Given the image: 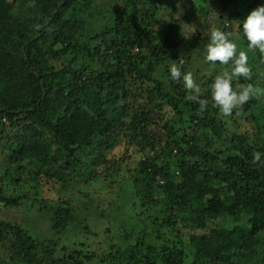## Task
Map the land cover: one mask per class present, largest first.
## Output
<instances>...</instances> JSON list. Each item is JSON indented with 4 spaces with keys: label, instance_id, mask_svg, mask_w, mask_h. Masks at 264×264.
I'll list each match as a JSON object with an SVG mask.
<instances>
[{
    "label": "trees",
    "instance_id": "16d2710c",
    "mask_svg": "<svg viewBox=\"0 0 264 264\" xmlns=\"http://www.w3.org/2000/svg\"><path fill=\"white\" fill-rule=\"evenodd\" d=\"M158 1L124 0L110 13V23L102 34L90 35L87 33L90 17L97 9L94 0H0V119L7 118L12 124L19 120L13 136L7 139L11 141L4 144L7 147L17 142L8 168L24 169L18 158L32 156V152L27 153L32 143H38L47 154L49 142L45 136L58 151L68 153L65 161L77 149L90 145L97 155L103 154L112 144L110 139L123 131L128 140L142 148L148 147L156 156H161L164 149L176 148L175 170L167 169L153 158L141 161L138 173L142 182L150 184L156 178H165V184L161 185L168 197L167 200L164 196L165 206L171 208V201H175L185 208L188 214L185 223L191 222L201 229L208 223L221 221L220 224L202 234L190 253L177 244L171 247L163 244L157 249L147 241L149 234L144 233L124 255L111 253L104 262L113 259L111 264H121L115 259L123 257L126 264H185L188 254L192 264H264V163L252 162L257 152L264 160V138L259 137L263 138L261 146L250 144L248 134L231 131L226 121L228 118L239 124L240 118L251 117L252 129L263 134L264 123L253 110L264 103V94L243 105V111L249 115L232 113L222 117L210 100L203 111L196 102L187 105L181 84L170 78V66L166 64L167 49L181 44L184 31L172 13L168 20L154 18L160 14ZM201 3H198L200 7L196 3L191 5L197 16L212 14L225 24L237 22L239 42L255 57L254 61L260 63L264 59L262 51L248 48L242 31L244 19L259 5V0H201ZM101 15L106 17L105 12H96L95 17ZM85 32L88 41L73 51L69 57L71 63L77 61L78 65L85 56L96 59L97 41L105 37L112 41L107 42L110 49L104 48L106 55L99 53L101 59H97L100 65L106 62L101 76L90 81L78 77L76 81L67 65L60 69L52 67L54 59L64 56V51L53 46L61 41L72 48ZM134 48L138 51L132 53ZM83 65V70H88ZM185 70L181 68L182 73ZM256 77L251 71L249 79L255 81ZM96 81L106 89L91 88L90 84ZM258 87L264 89V82L260 81ZM117 109L120 114H116ZM201 131L209 132L198 137ZM95 140L98 141L93 144ZM16 162L17 166L10 167ZM159 180L164 183V179ZM20 201L0 190V211L20 205ZM188 201L190 209H187ZM51 220L56 235L76 222L66 207L54 209ZM29 237L19 224L0 220V243L6 245L8 252L15 249L20 254L16 243L19 240L25 243L24 250L31 248L24 251L30 258L27 264L33 263L31 259L37 248V244L28 242ZM17 252L13 253L18 257ZM72 254L67 255L73 260L64 262L91 264L97 258L100 264V258L92 250H77L76 256Z\"/></svg>",
    "mask_w": 264,
    "mask_h": 264
},
{
    "label": "rangeland",
    "instance_id": "374dc122",
    "mask_svg": "<svg viewBox=\"0 0 264 264\" xmlns=\"http://www.w3.org/2000/svg\"><path fill=\"white\" fill-rule=\"evenodd\" d=\"M123 1L94 0L93 5H96L97 9L93 10L94 15L92 18L90 17L87 33L90 35L102 34L107 24L110 23V13L120 7ZM192 3H196L198 7H200L199 4H202L201 0H160L156 2L160 14H156L154 18L161 17L168 20L172 13V18L182 26L184 31V39L181 44L175 48L167 49L169 59L166 60V64L170 66L176 63L180 65V68L185 67V73L192 74L194 81L201 88V94L203 93L210 100V85L215 75L224 70H231V62L226 66H221L217 62L213 66L204 58L210 31L219 28L225 32H231L234 39L237 37L238 50L247 52L249 67L257 75L255 81L246 80L243 77L234 79L233 88L252 85L259 89L260 81L264 82V59L260 63L254 61L255 57L239 42L237 34L239 24L237 22L225 24V21L221 20L219 16L212 14L208 17L197 16L192 10L194 9L191 7ZM261 4H264V0H259V5ZM96 12L98 14L105 12L106 17L103 18V14L95 17ZM96 19H100V21ZM87 33L85 32L80 41L77 40L72 48H68L67 42H55L54 49L64 51V56L54 59L52 67L60 69L67 65L69 73L71 72L75 76V80L79 77L81 80L85 79L83 81H90L100 77L106 67V62L104 61V65H100L97 63V59H101L99 53L106 55L104 48L110 49L108 43L112 41L111 38L105 37V39L97 41L95 52L99 51V53L95 54L96 59L85 56L81 62H78V65L77 61L69 62L73 51L77 50L76 48L82 45V42L88 41ZM137 51L138 49L134 48L131 52ZM141 51L144 54L147 52L142 48ZM101 57L104 56L101 55ZM82 63L88 70H83ZM174 82L181 84L184 101L190 105L192 101L186 99L189 91L185 88L183 78ZM90 85L93 89H106V86L101 88L98 81ZM261 93L264 94V91ZM242 107L234 110L233 116L242 113L249 115V112H244ZM253 111L254 115L259 117V121L264 123V103L255 107ZM116 114H120L119 109ZM219 115L226 117L220 112ZM112 117L114 118L113 115ZM226 121L227 126L232 128L231 131L248 134L250 144L262 145L264 133L260 134L257 130H253L254 122L251 117L250 120H246L245 117L240 118L239 124H233L228 118ZM17 122L12 124L7 118L0 119V190L11 198H18L21 201L20 205L0 211V220L4 218L12 225L19 224L28 232L30 236L28 242L37 244V248H34L36 253L31 259L33 263L30 262V264L60 263V261H62L60 264H68L64 260L72 261L73 258H69L67 254L73 253L72 255L76 256L77 250L83 252L92 250L100 258V264H111L113 259L105 263L111 253L117 256L124 255L129 247L137 244L138 239L144 233L149 234L147 241L157 249H160L163 244L170 247L177 244L183 246L187 253H190L191 249L199 242L200 236L210 232V228L221 222L208 223L204 229L191 222L185 223L186 215H188L185 208L178 206L175 201H171V208L165 206L164 196L167 200L168 197L161 187L165 184V178H156L155 183L150 184L142 182L138 173L140 162L146 158H153L160 165L167 166V169L175 170L177 165V160L174 158L177 152L176 148L171 151L164 149L161 156H156L155 152L148 147L142 148L136 142L128 140L123 131L119 135L117 134V138L110 139L112 144L103 154L97 155L94 146L90 145L79 151L77 149L73 157L67 158V162L64 159L68 153L58 151L50 138L45 136L44 138L49 142L47 154L43 153L38 143H32L27 151L28 154L32 152V156L20 155L18 158V163L24 166V169L12 167L11 170L8 167L11 154H13L12 150L14 145L16 147L17 142H13L14 145L11 144L7 147L4 144L11 141L7 139L13 136V130L17 129L15 128ZM38 131L40 132L39 129ZM207 132L209 131H201L198 137L206 135ZM208 136L211 135L208 134ZM213 139L214 137L211 138V141ZM97 141L95 140L93 144H96ZM187 150L185 145L184 151ZM189 159L190 162L193 161L191 158ZM11 166H17V162L11 163ZM65 167L67 170H64ZM41 170L47 173H39ZM159 179H164V183ZM188 202L187 209H190V201ZM59 207L68 208L76 222L69 224L62 234L56 235L52 232L51 216L52 211ZM81 244L84 245V248H81ZM16 246L22 254L15 249H12L10 253L7 251L6 245L0 243V264H27V261H30L24 251H31V248L24 250L25 243L20 240ZM13 252H17L18 257ZM9 254L10 258H8ZM162 257L164 255L159 258V262L162 261ZM190 258L191 255L187 254L185 264L193 263V259ZM115 261L126 264L123 257L119 260L115 259ZM91 264H99L98 259L96 258L94 262L91 261Z\"/></svg>",
    "mask_w": 264,
    "mask_h": 264
},
{
    "label": "clouds",
    "instance_id": "9594fccd",
    "mask_svg": "<svg viewBox=\"0 0 264 264\" xmlns=\"http://www.w3.org/2000/svg\"><path fill=\"white\" fill-rule=\"evenodd\" d=\"M243 35L248 42L249 49H259L264 52V4L251 10L242 23ZM205 61L215 66L229 65L231 70L217 73L210 85V100L214 107L224 116L232 115L233 111L242 107L254 96L261 94V89L252 85L233 88L236 78H250L251 69L246 51L238 50L237 43L231 32H225L219 28L210 31L209 42L205 47ZM170 78L177 81L183 78L185 88L189 91L186 99L199 104L203 111L209 104V99L202 98L201 88L194 81L191 73H182L180 65L173 63L169 69ZM264 163L260 153H255L253 161Z\"/></svg>",
    "mask_w": 264,
    "mask_h": 264
}]
</instances>
